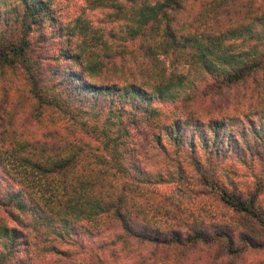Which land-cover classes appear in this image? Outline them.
Masks as SVG:
<instances>
[{
    "label": "trees",
    "instance_id": "obj_1",
    "mask_svg": "<svg viewBox=\"0 0 264 264\" xmlns=\"http://www.w3.org/2000/svg\"><path fill=\"white\" fill-rule=\"evenodd\" d=\"M48 6V0H0V264L68 257L70 247L85 250L77 237L84 231L104 237L99 249L119 245L135 253L141 257L136 264L155 256L168 264H194V255L212 247L217 252L205 264H229L243 251L242 236L164 204L153 186L187 179L189 164L199 182L221 190V199L264 234L257 193L242 197L220 189V164L209 156L225 153L231 138L240 145L239 137L225 133L235 116L204 121L185 112L184 118L167 119L141 102L156 92L162 100L184 97L181 106L188 108L198 93L206 101L241 89L247 108L235 119L245 118L263 143L252 115L264 112V0H87L90 10L103 12L99 21L108 28L107 38L90 17L77 18L66 53L81 68L55 74L62 80L48 76L52 64L44 70L30 64L31 35L39 30L40 39L46 37ZM117 39L124 43L115 45ZM121 54L132 65L115 64ZM21 58L26 64L18 65ZM167 60L190 71L169 70ZM197 81L205 82L202 88ZM12 90L18 92L15 100ZM30 98L35 105L27 119L48 108L74 122L76 134L63 133V125L41 136L27 134L15 108ZM144 125L157 130L149 142L158 151L156 162L141 141ZM199 150L209 153L206 160ZM249 245L262 246L252 240Z\"/></svg>",
    "mask_w": 264,
    "mask_h": 264
},
{
    "label": "rangeland",
    "instance_id": "obj_2",
    "mask_svg": "<svg viewBox=\"0 0 264 264\" xmlns=\"http://www.w3.org/2000/svg\"><path fill=\"white\" fill-rule=\"evenodd\" d=\"M260 1L263 0H255L257 3ZM48 2L49 6L47 11L49 13L46 17V28L43 29L46 37L40 39L38 36L39 30L31 35V40L35 42V45L33 46V53L30 54L34 62L30 61V64H42L41 69L43 70L44 67L52 64L53 67L49 66L48 68L52 71L48 72V76H54L58 80H62L60 75L57 76L55 74H59V72L71 68H81L77 65L80 64V62L74 60V58H70L71 56H68L66 53L67 48L72 44L71 41L68 40V32L70 27L74 26V21L85 14L95 22V27L99 28L101 32L105 34L103 38H107L106 31L108 28L99 21V18L103 16V12L98 9L90 10L87 6V0H48ZM114 43L115 45H121L124 42L117 39ZM99 48L100 54L106 53V49H104L101 41ZM17 60L19 62L18 65L26 64L24 60L22 61V58ZM122 61L126 62L127 65H132L126 61L123 54L117 55L116 63H114L120 66L123 63ZM167 63L168 65H166V67H168L169 70L177 68L176 72L187 73L190 71L188 65H169L168 60ZM114 70L119 72L117 68ZM8 76L14 83H18L20 80V76L18 75L9 73ZM50 79L52 80V78ZM197 83L199 87L202 88L205 82L197 81ZM201 88H198L199 91ZM150 91H153L151 87ZM17 93L18 92L15 90L11 91L13 100H15ZM157 95L156 92H151L150 96L153 98L150 101L143 100L141 103L148 106V109H154L162 117H166L167 119L184 118L186 115L185 112L192 114L193 118H197L198 120L203 119L204 121L208 118L222 119L221 117H225L228 119L234 116L237 118V116L241 117L243 109L247 108L246 103L243 101V90H235V88L226 91L223 98H216L215 100L208 98L204 101L205 98L198 93L195 99H193L194 104L190 105L188 108H183L181 106L184 97L180 96L179 100L175 101L169 99L162 100L156 98ZM20 103L21 104L17 105L15 108V112H17L16 119L23 127L22 130H25L27 134L41 136L49 129H54L62 125L64 127L62 128V132L66 135L71 136L69 134H76L75 127L72 125L74 122L62 119L64 115L59 114L56 117L51 113L52 111H50V109L46 108L40 117L27 119L30 118L29 111L32 105H35L33 99L30 98ZM240 104H242V106ZM50 115L53 116L52 120H54L56 124L51 122L52 120L49 119ZM137 115L145 116L146 114L144 112H139ZM235 118H233L232 121L228 120L225 133L226 131L229 132L226 133V135H229L228 137H231V134L234 133L235 136L239 137L241 141L240 145H237L231 138L225 153L209 155V153L199 150L198 157L201 160H206V157L209 155L213 162L220 164V167H216V171L218 172L217 178L220 180V189L233 191L237 195H242V197H247L256 192L258 195L256 205L264 210V141L263 143L262 141L258 142L257 137L249 128V125L243 122L245 118H241L242 121H238V119ZM252 118L255 119L259 126V131H261L260 135L264 136V112L252 115ZM146 129L147 133L146 135L142 134L143 138L140 132H137V136L142 138L141 141L145 143L144 150L151 153L154 151L153 148L149 146V142L153 141L154 138L152 134L156 133L157 130L155 128L151 129V131L148 126ZM80 131L82 132V129H80ZM193 131L195 130H188L187 134L192 135L194 133ZM84 136L86 139H90L87 135ZM239 149H242V153H244L241 160L237 158L242 157L239 153ZM156 152L150 154L149 159H152L153 162H156L155 156L157 155L155 154H158ZM140 157L143 159L145 154ZM161 159H163L162 156ZM161 162L164 163L167 162V160L164 158ZM183 163L186 164L187 161H183ZM185 167L187 179L176 182L169 181L163 184L159 183L153 186L161 193V196L164 197L165 201L162 202L164 204H169L168 206H170V202H172L178 205L179 209L186 212L190 217L201 219L203 222L212 225H225L227 226L226 229L231 231L232 234H237L240 237L242 236L240 245H242L243 251L237 255L236 258L230 260L229 264H264V234L261 231H257V223L252 220L251 217L238 213L229 203L224 202L221 199L220 194H223L221 190L217 188L212 189L205 186L202 181L199 182V176L191 169L189 164L185 165ZM252 225H254V228L251 229ZM243 234H246V236H244L245 238H243ZM77 237L80 243L85 246L84 249L86 251L81 248L70 247L73 252H70L68 257L53 256L50 258L48 256H43L42 263L46 261L48 262L47 264H136V261L141 258L128 250L124 251L119 245H108L104 249H99L97 244L104 239V237L102 238L100 235L93 236L84 231ZM251 240L253 243L262 246L255 248L250 247L249 242ZM90 250H94L95 253L92 254H97L100 259L92 257V255H90ZM144 251L145 249H143L142 252ZM216 252V249L212 247L205 252H198L191 260L194 264H205L211 260V256L215 255ZM220 260H223V258L219 259V261ZM143 264H168V262H164L163 258L160 256H155Z\"/></svg>",
    "mask_w": 264,
    "mask_h": 264
}]
</instances>
